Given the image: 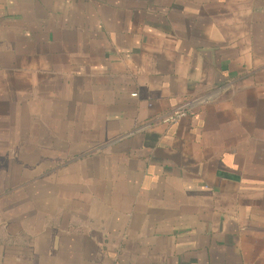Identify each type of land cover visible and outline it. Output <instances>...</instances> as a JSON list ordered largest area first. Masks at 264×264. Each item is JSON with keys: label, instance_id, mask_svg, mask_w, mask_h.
Wrapping results in <instances>:
<instances>
[{"label": "crops", "instance_id": "1", "mask_svg": "<svg viewBox=\"0 0 264 264\" xmlns=\"http://www.w3.org/2000/svg\"><path fill=\"white\" fill-rule=\"evenodd\" d=\"M0 264H264V0H0Z\"/></svg>", "mask_w": 264, "mask_h": 264}, {"label": "built area", "instance_id": "2", "mask_svg": "<svg viewBox=\"0 0 264 264\" xmlns=\"http://www.w3.org/2000/svg\"><path fill=\"white\" fill-rule=\"evenodd\" d=\"M190 104L188 102H184L179 106L175 107L168 114H166L163 118H161V122L163 124H176L182 118L186 117L189 113Z\"/></svg>", "mask_w": 264, "mask_h": 264}]
</instances>
